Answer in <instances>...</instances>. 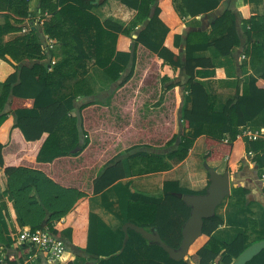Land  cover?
<instances>
[{
    "label": "trees",
    "instance_id": "1",
    "mask_svg": "<svg viewBox=\"0 0 264 264\" xmlns=\"http://www.w3.org/2000/svg\"><path fill=\"white\" fill-rule=\"evenodd\" d=\"M30 1L0 0V57L6 59L7 54L16 62L7 60L14 71L0 79V167L19 226L30 231L47 227L63 242L68 237L95 258V264H231L249 244L263 239L264 227H258L248 202L251 190L244 186V197L235 201L248 213L250 231L244 229L228 241L218 239L213 231L223 219L214 213L203 218L200 235L190 244L187 258L180 259L132 228L121 249L99 256L97 215L86 207L88 195L125 176L119 159L123 152L169 145L178 136L181 148L170 152L169 158L183 159L203 135V160L223 161L230 179L237 175L244 149L237 129L264 111V70L242 82L235 96L215 109L213 96L196 79L197 67H213V63L194 56L209 46L229 55L240 43L237 13L226 9L211 22L208 33L190 32L182 59L179 46L185 23L173 0H156L154 7L155 0H121L136 10L125 26L101 21L90 11L105 0H38L40 13H49L50 18L42 19L40 29L30 22L23 33ZM180 1L184 11L195 16L216 8L221 0ZM235 3L249 25L247 41L261 39L259 44L251 42L249 51L256 58L252 62L264 64V15H250L242 0ZM142 23L133 38V30ZM156 24L164 34L160 40L149 31ZM17 33L4 41L5 34ZM42 33L54 39L52 47ZM89 60L115 84L106 102L88 99L94 95L84 78ZM182 72L192 104L182 111L177 132L181 84L170 80ZM69 78L75 80L62 94ZM249 145L255 153L247 159L248 166L262 167L264 141L253 139ZM129 162L131 168L142 163L138 173L167 166L161 157L143 149L131 153ZM204 192L181 186L177 180H165L158 195L133 189L125 207L126 220L155 228L168 246L178 249L191 211L181 196ZM3 212L10 222L6 206ZM9 227L15 232L11 222ZM32 252L37 253V262L24 261L23 256ZM74 257L66 253L64 244L61 257L48 262L33 246L11 242L0 219V264H74ZM245 264H264V248Z\"/></svg>",
    "mask_w": 264,
    "mask_h": 264
},
{
    "label": "crops",
    "instance_id": "2",
    "mask_svg": "<svg viewBox=\"0 0 264 264\" xmlns=\"http://www.w3.org/2000/svg\"><path fill=\"white\" fill-rule=\"evenodd\" d=\"M236 0H221L218 6L208 12L201 13L195 16H191L184 11V8L180 0H173L174 6L177 9L180 16H182L185 27L183 28L179 51L181 58L185 55V46L187 36L190 32L198 30L203 32L210 31V24L219 15H221L226 9H230L237 13V29L240 34V43L233 46L229 55L222 56L219 54L214 46H209L207 49L198 50L194 52L195 57L209 58L213 67H197L196 79L201 82L205 89L213 96L215 102V109H220L229 98H233L237 89L240 88L241 83L248 80L250 76H258L264 70L263 62L257 64L252 60L256 59L251 55L249 49L253 41L261 42L260 38H254L251 42L247 41L245 32L249 25L247 22H243L242 12L236 10ZM247 6L250 15H264V0H242ZM98 2V0L96 1ZM156 0L153 2L154 7ZM29 17H27L23 23V28H27L30 22H34L40 29L41 25L39 20L44 17L49 19V13H40L38 7V0H31L29 2ZM90 11L96 15L101 21L105 19L112 20L122 26L128 25L135 17L136 10L124 3L121 0H105L103 3L93 6ZM149 18H147L148 20ZM2 21V18L0 19ZM145 23L139 24L132 33V37L135 38L138 30L143 27ZM34 26V25H33ZM151 35L156 40H160L164 37L161 26L155 25L154 28L149 29ZM40 32V31H39ZM17 34H5L3 39L8 41L14 39ZM43 36V33L41 34ZM43 38L46 42L49 39L44 34ZM54 41V39H51ZM5 58L0 57V79H4L7 74L14 71V67L11 63L16 62L11 59L9 55H5ZM9 60L11 63H9ZM56 61V60H55ZM32 61H30L31 63ZM48 67L51 69L50 64ZM88 71L85 75V80L90 85L94 95L88 99H97L99 101L106 102L111 90L115 87V84L109 82L107 76V86L102 88L100 84H91V74L97 72L101 75H105L103 70L94 65L90 60L87 62ZM124 72L123 74H125ZM172 82H179V87L182 102L180 108L177 111L178 128L181 129V115L184 109L191 108V93L188 85L185 83L186 76L182 72L176 78L171 79ZM169 82V81H168ZM1 93V88H0ZM264 126V111H262L257 117L246 122L244 125L238 127V134H245L247 131ZM240 138V137H239ZM241 139V138H240ZM244 144L243 160L238 163L239 171L237 175L230 179L234 183L231 184V189L234 193L239 195L236 198L227 197L222 201L215 209V213L223 219V223L213 231V236L221 240H230L234 235L244 229L250 231L248 224V213L236 203L235 200H241L244 196L241 188L244 186L251 191L248 195L249 206L254 212V217L258 227H264V197H262V188L264 182L261 180L262 168L258 166H248L247 159L255 153L251 150L249 145L248 135L241 139ZM204 136H198L191 147L188 149L186 156L183 159L177 157L169 158L168 154L172 151L179 150L180 136H178L171 144L162 145L156 147H143L132 150L130 152H123L119 159L123 162L125 168V176L118 179L102 192L96 194H90L86 200V207L89 211L97 215V233H98V253L99 256L109 254L117 251L124 246V243L128 236L127 224L129 223L125 217V207L130 198L131 191L134 189L142 192L158 195L161 193L163 182L165 180H177L181 186L202 191L206 190L209 182V174L207 166H216L218 171V161L205 162L202 158ZM147 150L150 154L159 156L162 158V163L167 166L161 170H144L138 173L136 169L142 166V163H137L131 168L129 162V155L137 150ZM252 152L248 155L247 150ZM232 193V192H231ZM231 193L229 194L231 197ZM3 206L8 208L10 214V222L16 230L20 228L17 221L18 217L16 210L14 209V202L10 195V191L7 189L6 178L0 167V212L2 214L4 228L10 239H13V232L10 231V222L6 219L3 212ZM144 230L154 231L155 228H143ZM15 230V231H16ZM68 237L64 238L68 240ZM150 241V240H149ZM69 243V247L66 248V253L74 254V264H95L97 260L92 258L86 253L83 248L77 247L72 243ZM14 244V243H13ZM75 246V247H74ZM13 250V249H12ZM24 261H30V263H36L37 257L28 253L23 256Z\"/></svg>",
    "mask_w": 264,
    "mask_h": 264
},
{
    "label": "water",
    "instance_id": "3",
    "mask_svg": "<svg viewBox=\"0 0 264 264\" xmlns=\"http://www.w3.org/2000/svg\"><path fill=\"white\" fill-rule=\"evenodd\" d=\"M209 174L208 186L204 193L183 194L182 199L191 206L188 219L182 227V241L178 249L168 246L160 237L158 231L144 230L131 222L127 224L129 228L139 232L144 238L157 242L164 248L173 259L187 258V251L190 244L200 235L204 217L215 213L216 207L223 198L230 193L231 183L227 171L219 173L216 166H207ZM264 248V238L249 244L240 254H238L231 264H245L254 255Z\"/></svg>",
    "mask_w": 264,
    "mask_h": 264
},
{
    "label": "built area",
    "instance_id": "4",
    "mask_svg": "<svg viewBox=\"0 0 264 264\" xmlns=\"http://www.w3.org/2000/svg\"><path fill=\"white\" fill-rule=\"evenodd\" d=\"M43 20H39V23H42ZM27 28H23V31H26ZM51 39L48 40L47 44L49 47L53 46ZM248 135L249 140H262L264 141V126L247 131V133L238 134V137L241 139L245 138ZM252 151L247 150L249 155ZM262 168V179H264V165ZM13 242L19 244L27 243L35 248L36 251H41L48 262H53L61 257L64 250L63 239L53 235L47 227L37 228L33 231L27 230L26 228L20 227L12 234ZM33 256H37L36 252L30 253ZM27 262H30L27 260Z\"/></svg>",
    "mask_w": 264,
    "mask_h": 264
},
{
    "label": "rangeland",
    "instance_id": "5",
    "mask_svg": "<svg viewBox=\"0 0 264 264\" xmlns=\"http://www.w3.org/2000/svg\"><path fill=\"white\" fill-rule=\"evenodd\" d=\"M40 25L42 24V23H39ZM106 74L104 75L103 73H102V71H101V75L99 74V73H97V72H94V74H91V84L93 83V84H100V85H102L101 87L102 88H105L106 86H107V83L108 82H106ZM75 80V78H69V79H66L65 80V88H64V90H62V94H66V93H68V91H69V86H71V84H72V82ZM179 129L180 128H178L177 127V132L179 131ZM217 166H218V172L219 173H223L224 171H225V169H224V162L223 161H218V163H217ZM232 192V193H231ZM231 193V197H229L230 194ZM230 193L227 195V196H225L224 198H223V200L222 201H224L227 197L231 200V198H236V196H238L239 194L237 193V192H235L234 193V190H232V189H230ZM221 201V202H222ZM0 219H2L3 220V217H2V214H1V212H0ZM6 231V230H5ZM7 234V233H6ZM250 238H253L254 237V234L252 233V232H250ZM9 237V236H8ZM9 240L12 242L13 241V239H10V237H9ZM64 244H65V247L66 248H68L69 247V243H68V241L67 240H65L64 241Z\"/></svg>",
    "mask_w": 264,
    "mask_h": 264
}]
</instances>
